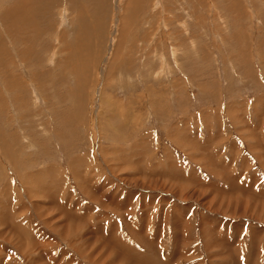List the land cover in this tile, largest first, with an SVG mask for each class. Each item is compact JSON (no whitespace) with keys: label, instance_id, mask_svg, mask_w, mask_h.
<instances>
[{"label":"rangeland","instance_id":"obj_1","mask_svg":"<svg viewBox=\"0 0 264 264\" xmlns=\"http://www.w3.org/2000/svg\"><path fill=\"white\" fill-rule=\"evenodd\" d=\"M25 1L0 0V264H264V0Z\"/></svg>","mask_w":264,"mask_h":264},{"label":"bare ground","instance_id":"obj_2","mask_svg":"<svg viewBox=\"0 0 264 264\" xmlns=\"http://www.w3.org/2000/svg\"><path fill=\"white\" fill-rule=\"evenodd\" d=\"M21 1H24V0H20V2L18 3V4H14L13 6H11L10 8H9V10L8 11H10V13H7L6 12V15L5 16H7V17H9L10 15L12 16V18L14 17V18H18L19 20H23L24 18H25V13H26V10H28L29 8H27V7H29V6H31L32 7V5H28L27 6V3H26V1L25 2H22L21 3ZM16 2V1H15ZM21 3V4H20ZM25 8H27L26 10H25ZM13 14H14V16H13ZM22 16H24L23 18H22ZM6 18V17H5ZM21 18V19H20ZM17 19V20H18ZM31 19H33V17L31 18ZM17 20L15 21V20H13V22H17ZM11 24V23H10ZM9 24V25H10ZM15 25V24H14ZM17 25V24H16ZM31 25V24H30ZM9 28V27H8ZM22 29V28H21ZM17 33V32H16ZM20 33V32H19ZM69 60V59H68ZM231 182V181H230ZM246 209V208H245ZM223 217V216H222ZM174 225V224H173ZM176 227V226H175ZM177 232V231H176ZM248 236V235H247ZM252 236H254V234L252 235ZM174 237V236H173ZM98 240H99V238H97ZM177 239V238H176ZM102 240V239H101ZM156 241V240H155ZM214 241V240H213ZM252 242H253V240H252ZM99 243H100V241H99ZM103 244V243H102ZM223 244V243H222ZM223 245H225V244H223ZM148 246V245H147ZM252 246H253V244H252ZM104 247V246H103ZM125 247V246H124ZM149 247V246H148ZM252 248V247H251ZM126 250V249H125ZM129 250V249H128ZM127 250V251H128ZM124 251V250H123ZM122 251V252H123ZM175 251V250H174ZM252 251H254V250H252ZM126 252V251H125ZM124 252V253H125ZM130 252V251H129ZM128 252V253H129ZM135 251H133V253H134ZM172 253V252H171ZM136 254V253H135ZM221 254V253H220ZM229 254V253H228ZM231 254V253H230ZM257 254V253H256ZM148 255H149V253H148ZM174 255V254H173ZM262 255V254H261ZM128 256V255H127ZM139 256V255H138ZM140 256H142V255H140ZM139 256V257H140ZM129 257L130 256H128V259H129ZM132 257H133V255H132ZM131 257V258H132ZM139 257H137V259L139 258ZM143 257V256H142ZM142 257H140L141 259H142ZM152 257V256H151ZM229 257V256H228ZM117 259L118 260V262H120L121 264H130L129 263V261L131 260H129V261H127L128 259L125 257V255L124 254H120V253H116L115 252V255H114V259ZM134 258L136 259V255L134 256ZM133 258V259H134ZM247 258V257H246ZM249 258H250V256H249ZM248 258V259H249ZM254 258V257H253ZM253 258H252V260H253ZM147 259H148V257H147ZM147 259H145L144 257H143V260L145 261V260H147ZM150 259H153V258H150ZM155 259V258H154ZM231 259V258H230ZM149 260V259H148ZM147 260V262L146 263H148L149 261ZM164 260V259H163ZM229 260V259H228ZM142 261V260H141ZM152 262H154L153 260H151ZM150 261V262H151ZM168 262H169V260H167ZM166 261V262H167ZM248 261V260H247ZM250 261H251V259H250ZM135 262V261H134ZM137 262V261H136ZM138 262H139V260H138ZM156 262V261H155ZM254 262V261H253ZM256 262V261H255ZM255 262H254V264H255ZM157 263V262H156ZM170 263V262H169ZM135 264V263H134ZM137 264H139V263H137ZM141 264V263H140ZM163 264V263H162ZM236 264V263H235ZM237 264H239V263H237Z\"/></svg>","mask_w":264,"mask_h":264}]
</instances>
